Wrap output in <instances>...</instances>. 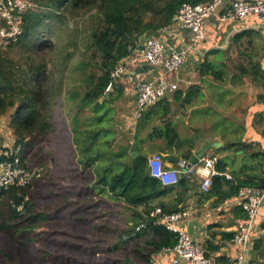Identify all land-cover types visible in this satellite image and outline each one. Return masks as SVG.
Listing matches in <instances>:
<instances>
[{
  "label": "trees",
  "instance_id": "1",
  "mask_svg": "<svg viewBox=\"0 0 264 264\" xmlns=\"http://www.w3.org/2000/svg\"><path fill=\"white\" fill-rule=\"evenodd\" d=\"M31 1L36 7L23 14L21 36L15 43L0 50V116L14 108L10 118V126L16 136L13 146L19 147L21 165L27 168L45 164L43 157L37 156L34 150L42 137L56 130L54 107L64 88L66 70L81 44L85 50L91 51L89 59L81 62V68L84 69L92 61L98 63V73L84 74L88 89L82 96V102L84 99L86 103L95 102L96 106H102L111 98V95L106 98L108 92L105 91L110 82V71L129 55L130 47L139 39L169 26L182 3L209 0ZM70 19L73 20L72 25ZM254 33L251 29H243L232 35V41L238 43L243 38L255 36ZM14 46H24L30 52L23 62L6 55V50ZM220 51L225 52L218 48L208 51L199 66L201 75L224 81L226 63L208 58L212 54L221 59L223 53L217 55ZM250 64L253 69L257 68L256 74L258 65ZM248 71L241 68L242 74ZM145 114L138 118L137 131L145 121ZM162 117L161 110L159 119ZM151 135L165 138L167 145L169 137L171 141L176 137L173 127L167 123L155 126ZM91 146L89 144L83 151H88ZM82 155L79 159L83 168L79 171L81 181L69 187L74 188L76 198L67 196L53 214L43 209L50 207L39 190L40 183L47 177L46 172L25 186H11L4 191L0 199V264H150L153 255L176 243L175 233L146 214L156 205L165 212L179 210L159 201L173 191L185 194L184 188H188L192 176L180 175L177 185L163 186L150 175L145 154L134 158L127 155L128 160L123 159L124 154H118L115 159L109 158L107 165L97 164V160L103 157L101 153L85 152ZM2 159L4 157H0ZM225 166L218 158L216 169L225 172ZM261 172L264 174L263 170ZM229 173L238 185L256 186L262 176L247 174L244 178L239 176L240 171ZM195 182L199 186V182ZM228 183L234 193L235 186ZM226 186L223 177L216 175L210 191L201 194L204 198L215 197L220 202L227 197L224 194ZM102 203L107 207L100 209ZM68 206H71L69 216L72 220L67 226L45 235L42 240L51 239L45 246L36 247L35 243L40 239L35 229L55 219ZM113 207L117 208L116 211L119 208L128 211L123 227L113 226L106 218L114 211ZM232 212L240 220L245 218V212L240 207H234ZM141 223L144 226L137 230ZM232 236L233 232H222L223 239L230 240ZM48 242L53 245L49 246ZM208 242L205 247L207 252L217 249ZM263 244L264 238L256 239L252 252L261 251ZM251 264L257 263L251 259Z\"/></svg>",
  "mask_w": 264,
  "mask_h": 264
},
{
  "label": "crops",
  "instance_id": "2",
  "mask_svg": "<svg viewBox=\"0 0 264 264\" xmlns=\"http://www.w3.org/2000/svg\"><path fill=\"white\" fill-rule=\"evenodd\" d=\"M219 12L220 9H217L215 14L206 19L204 24L205 40L198 41L192 45L193 47L188 51L186 61L178 70L177 75L174 72L166 73L163 69L151 66L141 59L129 62L126 73L114 83V86L118 90V94L113 97V100L117 104V107L115 103L113 104V107L116 109L114 129L117 130V133L112 138L105 137L104 140L107 145L112 139L116 144L119 140V135L126 130L129 131H127L129 134H126L124 145L119 150L109 154L105 151L101 152L103 157L97 160L98 165L109 164V158L115 159L118 154H124L123 159L128 160L127 155H130L133 150H137L139 154H145L147 158L156 151L161 154L165 167L176 169L180 175H187L185 172L188 163H194L200 157L207 154L209 155L211 153L212 155V152L203 154L200 151V146L196 142L199 136L195 132L199 123L190 119L191 114L194 110H198L207 105L213 107L217 112L216 104L211 101L209 87L214 85L219 86V83H221L231 88L237 95L243 93V101L246 104L244 105L243 103L244 106L241 107L243 110H237L238 112H236L237 115L240 114L242 116L240 120H233L236 121L237 125L245 129L246 134L244 135L243 143L238 144L237 148L243 147L244 150H247L249 159L247 161H240L241 163L234 170L240 171L239 176L244 178L247 174H251L252 177L258 174L264 175L261 172L264 160V58L261 52V39L264 36V32H261L259 38L260 44L253 55L248 54L246 56L253 64L256 63L258 65L259 71L256 74L250 75L251 67H248V73L242 78L236 77L238 73L233 71V68L227 69L225 75L227 81H218L210 75H201L199 73V66L208 51L215 48L222 50L229 48L234 42L232 41L233 36L227 38L228 31L233 28H241L244 24L221 21L218 18ZM191 34V31L188 29L169 25L165 28L162 36L165 41L180 48L190 43L189 38ZM229 54L235 56L232 52ZM229 54L225 51V56L221 59L209 54L208 58L215 62H225L230 57ZM135 72L140 73L145 79L163 75L166 79L172 80L177 76L178 85L174 92L167 93L160 103L148 108L144 112L146 113L144 115L145 121L138 131L136 130V126L133 130L130 129L131 120H133L135 111L136 93L128 76ZM227 76L228 78H226ZM117 87H120V89ZM109 95H111L110 92L106 94V98H109ZM203 95L204 100L199 101L198 98L203 97ZM114 98L117 99L115 100ZM111 99L112 96L108 100L111 101ZM161 110L163 117L159 119ZM99 119L102 120L101 117ZM166 123L170 127H173L176 134V137L173 138L174 140L171 141V138H168L169 145L166 144L165 138H157L151 135L155 126ZM191 124L195 127H190ZM194 134L195 138H192ZM223 145L225 146L226 144L223 143ZM81 150L82 152L86 151H83V148ZM255 153L259 154L255 155ZM218 158H220L219 155ZM232 170L225 166V171L231 172ZM195 181L198 180L192 177L188 188H184L185 194L180 195L176 191H173L161 198L159 202L169 204L173 208L177 207V209L190 211L189 217L181 221V228L185 229L204 248H207V245H209L208 241H210L217 249H209L208 252L214 254L224 262H229L235 258L237 248L230 240L222 238V232H233L236 223L240 219L233 214V208L225 211L221 215H213L211 218H206L204 213L212 210L213 205L218 203V200L215 197L204 198ZM260 238H264V230L257 239ZM251 253L253 254V252ZM170 257L171 255L167 254L162 259L158 258V264H172Z\"/></svg>",
  "mask_w": 264,
  "mask_h": 264
},
{
  "label": "built area",
  "instance_id": "3",
  "mask_svg": "<svg viewBox=\"0 0 264 264\" xmlns=\"http://www.w3.org/2000/svg\"><path fill=\"white\" fill-rule=\"evenodd\" d=\"M36 4L31 0H0V50L6 49L15 43L22 34V17L28 10H33ZM220 9L218 18L221 21L244 23L241 28L228 31L227 38L243 29L264 32V0H209L203 3H182L171 18L170 26L188 29L191 31L190 43L177 48L165 41L162 34L165 28L139 39L130 47L129 55L119 61L110 71V82L105 91L110 92L115 81L126 73L129 62L141 59L147 64L161 68L166 73L178 70L185 63L187 53L192 45L206 38L204 24L207 18ZM261 52L264 58V36L261 39ZM136 93L134 119H138L150 107L165 98L167 93L174 92L177 85V76L166 79L157 75L145 79L140 73L135 72L128 76ZM19 147H0V199L4 191L11 186H25L43 175L46 171L43 165L27 168L21 165L18 156ZM218 156L215 154L200 157L196 162L187 167L185 174L196 178L199 190L202 193L210 191L213 177L220 175L224 180L235 186L231 196L223 198L213 205L212 210L206 211L204 216L211 218L221 215L234 207H240L245 212V218L239 220L230 239L237 248L236 256L229 262L220 260L217 256L205 250L204 246L196 241L183 228L180 223L187 219L190 211L179 209L165 212L158 205L146 214L149 218H156L167 230L176 234V243L161 249L150 259V264H158V258L170 254L172 264H251V255L254 241L263 232L264 224V183L258 185H238L237 180L228 171L219 172L216 169ZM147 166L152 177L157 178L163 186L178 184L180 174L173 168L164 166L160 153H152L147 159ZM264 172V160L262 164ZM21 206L18 207L20 209ZM144 226H137V230Z\"/></svg>",
  "mask_w": 264,
  "mask_h": 264
},
{
  "label": "rangeland",
  "instance_id": "4",
  "mask_svg": "<svg viewBox=\"0 0 264 264\" xmlns=\"http://www.w3.org/2000/svg\"><path fill=\"white\" fill-rule=\"evenodd\" d=\"M72 23L73 20L70 19V24L72 25ZM253 32H255V36L244 38L238 43H232L229 48L225 50L227 54L232 52L235 55L232 56L229 54L230 57L225 61V69L233 68V71L238 73L236 75L237 78L245 76V74L241 73V68L251 67V60L246 56L248 54L253 55L260 44L259 38L261 36V31ZM42 52L44 51H41V53ZM222 53L223 51H220L217 55L220 56ZM29 54L30 52L24 46H14L6 50V55L8 57L22 62L26 58V55ZM90 54L91 51L85 50L84 45L81 44L76 56L70 61L69 68L66 70L65 84L61 97L54 107L53 123L56 130L42 137L38 147L34 150L37 156L41 155L45 160L43 166L47 173V177L40 183L41 187L39 190L41 195L46 197L44 201L49 204L50 208H43L49 214L56 212L55 208L61 205L66 200L67 196L74 197L73 199L76 198L73 191L74 188L69 187L81 181L79 171H82L83 168L80 166L79 159L83 157L82 154L85 152L86 154L88 152L100 154L103 151L109 154L119 150V148L124 145L126 134H129L128 130L123 133L121 132L122 134L120 133L121 135H119V140L116 144L113 142V139L108 145L104 140L105 137L112 138L117 133V130L114 129L116 109L113 107V104H116L113 97L118 94V90L115 86L110 91L112 96L111 101L106 100L102 106H96L95 102L86 103L84 99L82 102V96L88 89L84 74L98 73V63L96 61H92L91 64L84 69L81 68V62L88 60ZM32 56H34V54ZM253 74H255V71L253 68H250V75ZM226 78H228V76ZM224 81H227V79H224ZM219 84V86L214 85L209 87L211 101L216 104V108L218 109L217 112L213 107L207 105L198 110H194L190 119L199 123L198 127H196V131L195 129L194 131L199 136L196 142L200 146V151L203 154L212 152V154L219 155L220 160L228 168L234 170L237 169L236 166L241 163L240 161H247V159H249L248 152H246L247 150H244L243 147L237 148L238 144L243 143L244 135L246 134L245 129L237 125L236 121L233 120H240L242 116L240 114L237 115L236 112H238L237 110H243L241 107L246 104L243 101V93L237 95V93L232 91L231 88H228V86L221 83ZM114 99L116 100L117 98ZM202 99L204 100V95L198 98L199 101H202ZM13 112L14 108H10L0 116V147L8 146L12 148L14 145L16 136L10 126V118ZM100 117L102 120L99 119ZM137 121L138 119L135 120L133 116L130 129L133 130L135 128ZM190 127L195 126L191 124ZM192 138H195V134ZM223 143L226 145L224 146ZM89 144H92L91 148L88 149V151L82 152L81 149L88 148ZM153 153L159 152L154 151ZM209 155H211V153ZM29 162L33 164V160ZM49 195L52 196L47 198ZM87 197L90 198L91 196L87 195ZM99 206L101 207L100 209L107 207V205L103 203ZM70 209L71 206H68L65 210L59 212L55 219L42 223L35 229V233L40 239V241H36V247H40L41 244L43 246L47 244V240L50 238L46 240H42V238L45 235L48 236L50 231L67 226L66 224L72 220L69 216ZM113 209L114 211L107 215L106 218L113 226L123 227L126 221L125 219L127 218L126 216H129L128 211L122 210L121 208H119V211H116L117 208L114 207ZM101 220L104 219L101 218ZM1 242L2 236L0 232V245ZM48 243L49 246L53 245L52 242ZM251 258L254 263L264 264V244L262 250L256 253L253 252Z\"/></svg>",
  "mask_w": 264,
  "mask_h": 264
},
{
  "label": "water",
  "instance_id": "5",
  "mask_svg": "<svg viewBox=\"0 0 264 264\" xmlns=\"http://www.w3.org/2000/svg\"><path fill=\"white\" fill-rule=\"evenodd\" d=\"M108 93H109V92H108ZM108 93H107V94H108ZM100 100H101V99H100ZM138 154H139V152H138L137 150H133V151H131L130 156L134 158V157H136ZM196 161H197V160H196ZM196 161H195V162H196ZM191 163H193V162L188 163V164H187V167H189ZM224 181H225V183H226V185H227L226 188L224 189V194L227 195V196H231V194H232L231 186L229 185L228 181H226V180H224ZM263 183H264V175L260 178L258 186H259V187H262V186H263Z\"/></svg>",
  "mask_w": 264,
  "mask_h": 264
}]
</instances>
